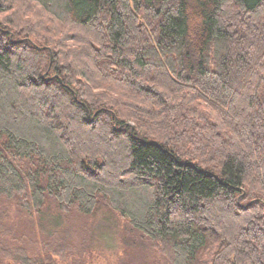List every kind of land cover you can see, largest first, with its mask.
Returning <instances> with one entry per match:
<instances>
[{"label":"trees","instance_id":"1","mask_svg":"<svg viewBox=\"0 0 264 264\" xmlns=\"http://www.w3.org/2000/svg\"><path fill=\"white\" fill-rule=\"evenodd\" d=\"M8 1L0 264L71 248L14 219L102 212L164 264H264V0H32L56 26L36 37Z\"/></svg>","mask_w":264,"mask_h":264},{"label":"rangeland","instance_id":"2","mask_svg":"<svg viewBox=\"0 0 264 264\" xmlns=\"http://www.w3.org/2000/svg\"><path fill=\"white\" fill-rule=\"evenodd\" d=\"M13 1L14 3L5 2V5L10 8L14 6V10L17 8L19 11V14L11 19L16 23L27 22L25 26H28L31 35L34 34L32 36L54 33L56 26L50 22L53 18L32 0ZM60 31L61 29H58V33ZM59 37L62 38L61 35ZM12 212L13 217H16L17 210ZM19 220L20 218L14 219L15 223H18V231L26 236L24 241L30 243L28 245L32 248L36 241L41 243L52 234V242L55 241L64 247L71 245V248H67L66 256L53 258L56 264H164L158 250L116 214L102 212L87 217L71 214L62 217L64 223L61 228L49 226L48 229H40L38 218L34 221L29 218L25 219L26 221ZM34 248V251L39 250L36 246ZM4 264L14 263L8 261Z\"/></svg>","mask_w":264,"mask_h":264}]
</instances>
